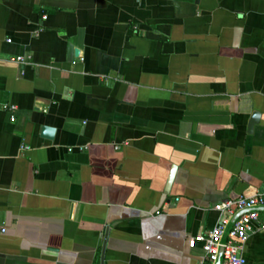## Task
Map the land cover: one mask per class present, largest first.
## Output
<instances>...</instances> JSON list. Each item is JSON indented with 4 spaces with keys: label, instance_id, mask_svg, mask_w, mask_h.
Returning a JSON list of instances; mask_svg holds the SVG:
<instances>
[{
    "label": "crops",
    "instance_id": "crops-1",
    "mask_svg": "<svg viewBox=\"0 0 264 264\" xmlns=\"http://www.w3.org/2000/svg\"><path fill=\"white\" fill-rule=\"evenodd\" d=\"M263 190L264 0H0V264H209Z\"/></svg>",
    "mask_w": 264,
    "mask_h": 264
},
{
    "label": "built area",
    "instance_id": "built-area-1",
    "mask_svg": "<svg viewBox=\"0 0 264 264\" xmlns=\"http://www.w3.org/2000/svg\"><path fill=\"white\" fill-rule=\"evenodd\" d=\"M6 41L10 42L11 39L7 38ZM25 59L19 55L15 61L25 63ZM3 107L7 110L15 109L13 104H4ZM13 119L14 116L11 115V120ZM117 147L116 145L115 148ZM214 209L219 212L216 224L207 232L190 237L188 245L194 247L200 243L209 264L216 263L220 251H222L220 264H246V257L243 254L246 240L253 232L264 229V215H260V210L264 209V190L239 194L233 199L215 204ZM236 211L242 213L234 219L226 232L227 225ZM200 264H203V260Z\"/></svg>",
    "mask_w": 264,
    "mask_h": 264
},
{
    "label": "water",
    "instance_id": "water-1",
    "mask_svg": "<svg viewBox=\"0 0 264 264\" xmlns=\"http://www.w3.org/2000/svg\"><path fill=\"white\" fill-rule=\"evenodd\" d=\"M77 53V52H76ZM258 119V114L257 113H253L248 121V131H250L252 129V126L254 123H256ZM41 130H42V135H44L45 137H48V138H52L53 136V133H54V128H51V127H48V126H42L41 127ZM242 213V212H241ZM240 214V213H239ZM235 215L231 218L229 224L227 225V228H226V232L228 231L229 227L231 226L232 222L234 221V219L239 215ZM226 237V233L224 235V238ZM221 254H222V251H220V254H219V258L217 259L216 263L215 264H220L221 262Z\"/></svg>",
    "mask_w": 264,
    "mask_h": 264
}]
</instances>
